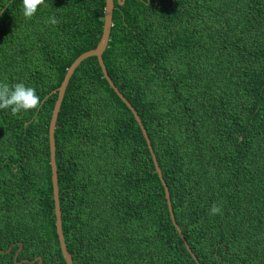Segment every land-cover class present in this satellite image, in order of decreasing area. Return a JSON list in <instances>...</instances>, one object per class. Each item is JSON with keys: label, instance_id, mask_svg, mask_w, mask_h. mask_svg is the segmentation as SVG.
Here are the masks:
<instances>
[{"label": "trees", "instance_id": "trees-1", "mask_svg": "<svg viewBox=\"0 0 264 264\" xmlns=\"http://www.w3.org/2000/svg\"><path fill=\"white\" fill-rule=\"evenodd\" d=\"M47 3L29 20L22 0H0V82L41 99L27 113L0 110V251L11 247L0 264H66L49 123L67 69L100 41L105 0ZM102 59L147 132L199 264H264V0H114ZM54 136L73 264H196L140 127L96 57L70 78Z\"/></svg>", "mask_w": 264, "mask_h": 264}, {"label": "water", "instance_id": "water-1", "mask_svg": "<svg viewBox=\"0 0 264 264\" xmlns=\"http://www.w3.org/2000/svg\"><path fill=\"white\" fill-rule=\"evenodd\" d=\"M116 1L118 2L119 5H123V3H124V0H116ZM113 10H114V0H105L103 29H102V35H101L100 41L97 44L96 48L81 54L78 58L75 59V61L67 69L66 74L64 76V79H63L60 87L56 91L57 92V99H56V102L54 104V107H53V110H52V114H51L50 123H49L48 135H49L51 182H52V189H53L55 226H56V233H57V236H58V241H59V245H60V249H61L63 258H64L66 264H73L72 263V257H71V255L68 253V251L66 249L65 242H64V236H63V232H62V218H61V210H60V202H59V189H58V172H57V165H56V160H55L56 146H55L54 132H55V127H56V123H57L58 113L60 111V107H61L64 95H65L66 87H67V85H68V83L70 81V78L72 77L75 69L78 67V65L83 60H85L87 58H90V57H96L97 61H98V64H99V66H100V68L102 70L104 79L108 82L109 86L114 90V92L121 99V101L132 112V115L134 116V119L136 120V122L138 123V125L140 127V130H141V132L143 134V137H144V139L146 141L147 148H148V150H149V152L151 154L152 161H153L155 170L157 172L158 178H159V180H160V182H161V184H162V186L164 188L165 199L167 201L168 211H169V214H170V218H171L172 224L176 228V230L179 233L183 243L185 244L188 252L192 255V257H193L194 261L196 262V264H199L197 258L192 254L189 246L186 243V240L182 236L180 228L178 227V225H177V223L175 221L173 210H172V206H171L169 191H168L167 185H166V183H165V181L163 179L160 167L158 165L157 159H156L155 154L153 152V149H152V146H151V142H150V140L148 138L147 132L144 129V126L142 125L141 120H140L138 114L136 113V111L134 110V108L123 97V95L120 93L118 88H116V86L113 84L111 78L109 77V75L107 73L105 65L103 63L102 55H103L104 51L106 50V48L108 46V42H109V38H110V33H111V28H112ZM21 249H22V244H20V248L15 253V256H14V260L15 261H17L18 253H19V251ZM10 250H11V247L8 250H6V251H0V253H9ZM37 261H38L37 264H41L40 258L34 259L33 261H31V263H35ZM28 262H29L28 260H23V261L19 262L18 264L28 263Z\"/></svg>", "mask_w": 264, "mask_h": 264}, {"label": "clouds", "instance_id": "clouds-1", "mask_svg": "<svg viewBox=\"0 0 264 264\" xmlns=\"http://www.w3.org/2000/svg\"><path fill=\"white\" fill-rule=\"evenodd\" d=\"M22 13L26 19H32L42 8L48 7L47 0H22ZM48 23L56 25L59 21L55 16L49 17ZM41 99L34 87L26 86L24 83L9 85L0 82V110L9 109L13 115L27 113L39 109ZM212 215L221 214L222 209L213 204L210 210Z\"/></svg>", "mask_w": 264, "mask_h": 264}]
</instances>
